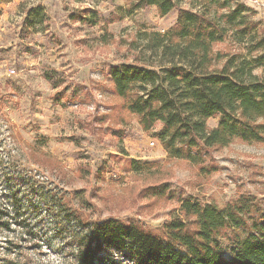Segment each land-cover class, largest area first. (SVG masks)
Instances as JSON below:
<instances>
[{
  "label": "rangeland",
  "instance_id": "374dc122",
  "mask_svg": "<svg viewBox=\"0 0 264 264\" xmlns=\"http://www.w3.org/2000/svg\"><path fill=\"white\" fill-rule=\"evenodd\" d=\"M133 1L0 0V222L13 230L0 225V264H74L70 229L60 225L64 213L133 223L166 238L168 223L187 221L183 200L224 207L251 196L264 209V142L235 138L209 150L201 165L170 157L156 137L163 124L145 131L115 93L111 68L142 65L145 34L170 29L179 7L206 4L184 0L166 16L155 5L128 14ZM225 2L212 0L215 13L240 4L244 28L264 36V0ZM249 41L229 32L214 49L251 58ZM132 160L150 168L133 171ZM7 162L18 177L12 171L3 178Z\"/></svg>",
  "mask_w": 264,
  "mask_h": 264
},
{
  "label": "trees",
  "instance_id": "16d2710c",
  "mask_svg": "<svg viewBox=\"0 0 264 264\" xmlns=\"http://www.w3.org/2000/svg\"><path fill=\"white\" fill-rule=\"evenodd\" d=\"M183 1L134 0L127 12L155 5L166 16ZM204 1L197 10L179 7L178 19L167 31L145 34L142 65L124 63L110 70L115 93L139 116L143 129L151 131L161 122L156 137L169 156L199 165L209 150L235 138L264 142V36H252L244 28L240 4L219 15L212 0ZM226 1L222 7L230 6ZM229 32L240 42L251 37L245 48L251 58L214 49ZM257 68L262 75L255 73ZM216 116L220 121L210 128L207 122ZM9 164L3 171L8 180L13 178L8 173H19ZM131 168L142 172L150 167L132 160ZM180 210L187 221L168 223L166 238L133 223L84 222L70 213H64L60 225L70 229L74 264H122L108 256L111 251L129 264H264V209L253 197L241 196L224 207L183 200ZM14 223L36 235L25 220ZM0 225L13 231L9 221Z\"/></svg>",
  "mask_w": 264,
  "mask_h": 264
},
{
  "label": "built area",
  "instance_id": "2783aa9c",
  "mask_svg": "<svg viewBox=\"0 0 264 264\" xmlns=\"http://www.w3.org/2000/svg\"><path fill=\"white\" fill-rule=\"evenodd\" d=\"M11 73H12V74H14V73H15V70H14V69H13V70H11Z\"/></svg>",
  "mask_w": 264,
  "mask_h": 264
}]
</instances>
